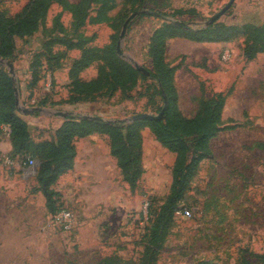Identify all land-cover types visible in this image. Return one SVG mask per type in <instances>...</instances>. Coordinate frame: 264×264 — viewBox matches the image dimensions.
Returning a JSON list of instances; mask_svg holds the SVG:
<instances>
[{"label": "rangeland", "instance_id": "374dc122", "mask_svg": "<svg viewBox=\"0 0 264 264\" xmlns=\"http://www.w3.org/2000/svg\"><path fill=\"white\" fill-rule=\"evenodd\" d=\"M27 1L0 0V10L15 14ZM229 1L147 0L137 10L142 13L128 24L121 41L123 60L151 69L148 42L156 28L165 22H180L193 32L202 31L207 27L206 22ZM115 3L110 14L115 16L120 12L123 20L116 32L106 23L93 22L79 30L83 38L90 39L91 46L108 44L113 33L118 35V42L122 23L133 12L125 10L129 8L124 0ZM152 10L166 16L146 15ZM261 15H264V0H235L211 24L216 25L215 29L223 26L219 31L223 34L221 40L211 35L199 40L179 37L168 41L166 58L176 68L174 84L185 117L192 118L198 102L212 93H224L230 100L229 96L241 86L238 96L245 98L250 92L252 96L247 98L251 102L261 92L264 95V74H243L249 68L264 67V55L253 63L247 62L242 54V36L232 38L230 32L223 31L241 26L248 18L259 22ZM55 19L60 20L68 35L77 37L71 14L58 4L50 8L45 26L51 28ZM225 37L229 38L225 40ZM42 39L43 33L39 31L27 40H17L13 63L19 108L41 109L37 115L19 111L29 122L31 136L36 140H49L61 126L66 118L58 112H72L75 119L95 116L105 121H121L142 113L156 116L164 108L151 80L144 75L147 80L139 83L130 99H122L117 93L110 98L74 105L60 102L68 97L67 68L77 52L69 54L58 71H42L40 82L31 89L30 63ZM0 66L7 69L3 64ZM95 74L93 65L81 75L90 79ZM231 109L226 110V116L231 112L242 114L239 107ZM257 128L264 132L263 128ZM2 132L1 141L9 137ZM142 139L144 173L135 189L122 180L104 136L93 135L77 142V168L54 185L62 195L61 207L74 218V227L68 231L56 219L60 211L51 215L43 195L36 190V166L28 171L27 166L21 165V159L12 168L0 161V264H140L150 204L158 213L169 194L174 163V155L154 139L148 128L143 130ZM214 147L215 153L211 148L210 157L199 162L179 204L190 215H173L155 264H264L259 258L264 255V166L255 170L254 164H247L246 176L242 174L231 182L229 174L225 180L224 140H218Z\"/></svg>", "mask_w": 264, "mask_h": 264}, {"label": "trees", "instance_id": "16d2710c", "mask_svg": "<svg viewBox=\"0 0 264 264\" xmlns=\"http://www.w3.org/2000/svg\"><path fill=\"white\" fill-rule=\"evenodd\" d=\"M124 2L129 8L125 7V10L134 13L143 8L147 0H124ZM53 4L60 5L71 14L72 26L78 30L77 37L68 35L58 19L53 21L51 28L45 26L47 14ZM115 5V0H77L76 2L28 0L15 14L0 10V57L14 63L17 40H27L42 31L40 48L34 53L30 63L31 89L36 88L40 82L42 71L54 73L62 67L68 51L79 50L80 56L71 61L68 70V97L60 102L74 105L110 98L117 93L122 99H130L131 92L147 78L129 62L119 57L116 51L118 35L113 33L111 42L97 47L91 46L90 39L83 38L79 33L80 29L91 22L106 23L116 32L121 25V14L118 12L115 16H111L110 13ZM175 13L181 14L180 11ZM146 15L166 16L154 10ZM215 28L214 24L202 31L193 32L183 23L165 22L151 33L147 51L151 62L148 79L151 80L154 93L160 100L163 103L165 97L168 100L161 120H142L123 124L67 117L49 140H36L31 136V129L20 116L15 104L16 84L8 70L0 66V137L3 126H7L10 130L11 144L9 156L14 160L21 159L25 165L29 158L36 161L34 175L36 190L43 195L46 208L51 215L64 210L61 207L62 195L54 189V185L61 176L73 169L77 154L76 143L79 140L93 135L104 136L122 180L130 189H135L144 173L142 132L148 128L154 139L174 155L169 194L158 213L154 212L150 204L149 225L143 235L145 241L140 264L157 262L161 244L169 231L173 215L179 208L189 181L194 176L199 162L210 157V140L224 130L222 113L227 99L224 93H212L210 97L198 102V109L192 118L185 117L179 108L174 84L176 68L170 66L166 58L167 43L179 37L199 40L209 38L211 35L221 40L223 34L219 31L223 26L219 29ZM223 31L230 32L229 37L232 38L242 36V54L247 62L264 53V20L260 24L244 23L241 26L227 27ZM92 65L96 66V76L90 80H83L81 73ZM43 103L44 101L41 104ZM259 258L264 262V255H260Z\"/></svg>", "mask_w": 264, "mask_h": 264}, {"label": "crops", "instance_id": "0c3cea01", "mask_svg": "<svg viewBox=\"0 0 264 264\" xmlns=\"http://www.w3.org/2000/svg\"><path fill=\"white\" fill-rule=\"evenodd\" d=\"M263 20H264V15L260 18L259 22H255L253 19L248 18V21L245 23L260 24L262 23ZM72 52L78 53V55L75 56L73 59L78 58L81 53L79 50H70L68 51V56L69 54H72ZM263 55L264 53H260L257 55L255 59H253L252 61H248V62L253 63L254 60L260 58V56H263ZM11 64L13 65V63ZM67 70H69V67L67 68ZM260 73L264 74V67L255 68V69L249 68L243 72L244 76H255L256 74H260ZM96 74H97V69H96ZM80 76L83 79L82 75ZM90 79H83V80H90ZM239 88H241V86ZM239 88H237L233 92V94L229 96L230 100L227 99L225 106H224L223 115H222V121L224 123L223 127H228V128L220 131L217 134V136H215L214 138L210 140V147L212 148L213 153H215L214 144L218 142V140L220 141L224 140V151L226 153L224 157V161H223L224 166H225L224 167L225 180L230 174L231 180H232L231 182L240 178L242 174L245 175V171H247V169H245V166L247 164H250V165L254 164L256 166V167L254 166L255 170L257 168H260L261 170V167L264 166V132L258 131V128H257V127H260L264 129V126H263L264 124V95L262 94L261 91H259L261 92L260 93L261 95L259 94V96L256 97L255 100L254 101L252 100L251 102L247 98L251 94L250 92H249V95L247 94L245 98L238 96V92L239 90H241ZM238 107L240 108L242 112V114L240 113L239 116H237L236 114H232V112L229 116L225 115L226 110L228 108L233 109V108H238ZM254 108H256V110H254ZM35 113L36 112H34L33 114L37 115ZM246 113L248 115L244 116L243 114H246ZM29 114H32V113H29ZM22 119L27 123V125L31 129V126L29 125V122L27 121V119L25 117H22ZM247 138H249L250 140L247 141ZM76 146H77V143H76ZM0 150L6 153H9L11 151V144H10L9 137H7V139L4 138V140L2 141L0 140ZM77 154H78V147H77ZM77 154L74 160L73 169L67 172L66 174L72 172L74 169L77 168V164H78ZM16 165L19 167V163ZM21 165L24 167L26 166L25 164H23V162H21Z\"/></svg>", "mask_w": 264, "mask_h": 264}, {"label": "water", "instance_id": "95a60500", "mask_svg": "<svg viewBox=\"0 0 264 264\" xmlns=\"http://www.w3.org/2000/svg\"><path fill=\"white\" fill-rule=\"evenodd\" d=\"M235 0H230L227 5L225 7H223L217 14H215L213 17H211L209 19L208 22H206L205 25L209 26L211 24H213L216 20H218L233 4ZM142 13V11H137L133 14H131L124 22L123 26H122V29H121V32H120V35H119V40L117 42V45H116V51H117V54L119 55L120 58L122 59H125L123 54H122V51H121V41L123 40L124 38V35L126 33V30H127V27H128V24L135 18L137 17L138 15H140ZM132 63V62H131ZM0 64H3L7 67L8 69V72L10 74V76L12 77L14 83L16 84V80H15V72H14V67L13 65L7 61V60H4L0 57ZM131 65H133V67L135 69H137L140 73H142L145 77H150V72L140 66H138L137 64L135 63H132ZM14 92H15V104L18 108L19 111H21L22 113H25V114H29V113H34V112H39L41 109L39 108H32V109H26V108H19V92H18V89L17 87L15 86L14 87ZM164 106H166L168 104V100H167V97H165V102H164ZM164 111H165V107L161 110V112L159 113V115H151V114H147V113H142V114H137V115H134L128 119H124V120H121V121H114V122H121L123 124H128V123H133V122H136V121H142V120H161V118L163 117V114H164ZM59 116H61L62 118H67V117H73V114L70 113V112H67V113H63V112H58L57 113ZM85 119H89V120H92V121H103V122H107V123H110L111 121H105L103 120L102 118H99V117H95V116H89V117H83Z\"/></svg>", "mask_w": 264, "mask_h": 264}, {"label": "built area", "instance_id": "2783aa9c", "mask_svg": "<svg viewBox=\"0 0 264 264\" xmlns=\"http://www.w3.org/2000/svg\"><path fill=\"white\" fill-rule=\"evenodd\" d=\"M3 130L9 136V134H10L9 128L7 126H3ZM0 161L8 168H12L15 165V160L9 156H6L5 154H3V152L1 150H0ZM26 166H27L26 170L30 171L33 167L36 166V161L29 158ZM175 215H177V216H189L190 213L187 209H183V208L179 207L175 211ZM56 219L59 223V226H61L62 229L66 230V231L71 230L74 227L73 215L68 210L64 209V210L60 211V213L57 214Z\"/></svg>", "mask_w": 264, "mask_h": 264}]
</instances>
